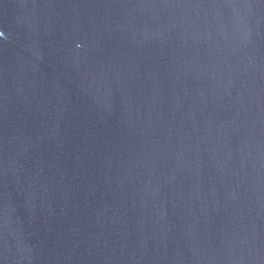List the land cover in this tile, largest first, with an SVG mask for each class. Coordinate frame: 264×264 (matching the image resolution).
Wrapping results in <instances>:
<instances>
[{"label":"water","instance_id":"obj_1","mask_svg":"<svg viewBox=\"0 0 264 264\" xmlns=\"http://www.w3.org/2000/svg\"><path fill=\"white\" fill-rule=\"evenodd\" d=\"M0 264H264V0H0Z\"/></svg>","mask_w":264,"mask_h":264}]
</instances>
